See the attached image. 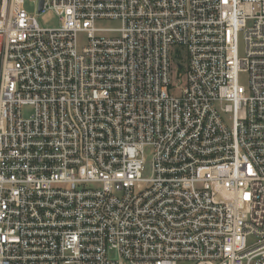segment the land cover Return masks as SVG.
Wrapping results in <instances>:
<instances>
[{
  "label": "built area",
  "instance_id": "built-area-1",
  "mask_svg": "<svg viewBox=\"0 0 264 264\" xmlns=\"http://www.w3.org/2000/svg\"><path fill=\"white\" fill-rule=\"evenodd\" d=\"M26 2L0 0V264H264V0Z\"/></svg>",
  "mask_w": 264,
  "mask_h": 264
},
{
  "label": "rangeland",
  "instance_id": "rangeland-1",
  "mask_svg": "<svg viewBox=\"0 0 264 264\" xmlns=\"http://www.w3.org/2000/svg\"><path fill=\"white\" fill-rule=\"evenodd\" d=\"M37 1L38 0H27V2L25 3V5L23 6V10L28 13V14H32V15H36L37 14ZM37 18V22L39 24L40 27L43 28H47V29H54V28H58L60 26V21L58 19L57 16H55L52 12L50 11H46L44 13H41ZM111 24H102L101 27H107L110 26ZM82 39V38H80ZM243 50H244V44L242 42V38L239 37V55L242 56L243 55ZM239 82L242 86L247 87V83H248V78L246 74H241L239 77ZM175 96L179 95V90L174 91V93H172ZM33 114V110L30 107H24L21 110V116L26 119L29 116H31ZM148 173V167L147 170L145 172V175Z\"/></svg>",
  "mask_w": 264,
  "mask_h": 264
},
{
  "label": "water",
  "instance_id": "water-1",
  "mask_svg": "<svg viewBox=\"0 0 264 264\" xmlns=\"http://www.w3.org/2000/svg\"><path fill=\"white\" fill-rule=\"evenodd\" d=\"M43 2H44V0H39V4H38V13H40V12L42 11Z\"/></svg>",
  "mask_w": 264,
  "mask_h": 264
}]
</instances>
